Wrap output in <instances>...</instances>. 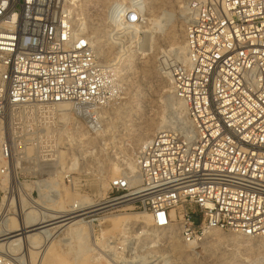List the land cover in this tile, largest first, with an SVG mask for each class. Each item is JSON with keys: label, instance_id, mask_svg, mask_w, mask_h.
<instances>
[{"label": "built area", "instance_id": "1", "mask_svg": "<svg viewBox=\"0 0 264 264\" xmlns=\"http://www.w3.org/2000/svg\"><path fill=\"white\" fill-rule=\"evenodd\" d=\"M140 7L127 26H140ZM189 11L185 59L171 70L187 125L156 134L139 150L137 171L111 180L109 203L122 204L110 208L146 215L159 230L175 226L187 244L206 231L264 240V0H193ZM115 83L65 0H0V121L47 145L18 168L28 185L56 180L75 190L79 124L93 131L94 112L118 98ZM1 152L12 162L10 146ZM0 264L22 263L0 253Z\"/></svg>", "mask_w": 264, "mask_h": 264}, {"label": "rangeland", "instance_id": "2", "mask_svg": "<svg viewBox=\"0 0 264 264\" xmlns=\"http://www.w3.org/2000/svg\"><path fill=\"white\" fill-rule=\"evenodd\" d=\"M118 1L135 2L95 0L79 17L83 23L81 28L88 37L101 39V64L115 75L119 94L114 103L100 111L96 131H91L83 120L79 124L76 151L80 174L75 181V190H64L63 195L60 194L66 211L75 202L81 204V209L87 202L110 205L111 180L124 169L129 170L127 166L136 159L146 139L157 134L155 127L165 121V129H169L174 116L179 118L177 108L169 101V77L179 59V45L183 47L187 8L193 0H146L147 10L139 29L149 34H140L138 40L127 34L114 36V33L120 34L118 31L111 33L108 14ZM151 127L154 131L146 136ZM25 129L20 123L10 126L0 121V226L9 218L17 219L18 207L22 209L28 202H49L52 195L50 191L42 192L43 196L38 198L34 191L10 188L11 169L14 167L20 172L18 168L25 167L28 160L47 147L45 143L35 146L28 140ZM4 145L12 149V162H7L2 155ZM114 169L119 171L117 176L112 175L116 173ZM19 177L24 185L30 184L27 178ZM124 209H96L99 211L84 216L91 227L85 228L87 241L57 236L46 254L34 256V264H41L43 259H46L43 264H264L263 239H239L228 233L215 232L216 236L212 238L187 244L176 228L170 232L161 231V239L153 242L139 234L142 226L151 231V222L147 224L142 219L145 216L139 212ZM123 215L139 217L142 226L133 225L125 233L122 229L112 232L103 226ZM18 235L21 239L24 237L22 233ZM22 247L31 250L23 244ZM17 256L14 258L23 264L20 259L24 254ZM28 258L30 263V255Z\"/></svg>", "mask_w": 264, "mask_h": 264}, {"label": "bare ground", "instance_id": "3", "mask_svg": "<svg viewBox=\"0 0 264 264\" xmlns=\"http://www.w3.org/2000/svg\"><path fill=\"white\" fill-rule=\"evenodd\" d=\"M95 0H65V11L70 15L71 20L73 21V24L75 25V28L77 31H81L84 35H87L84 31V29L81 28V23L80 20V15L84 13L90 5L94 2ZM146 0H135V2H116L114 6L118 10H116L115 13H110L111 8L109 10L108 14V20L109 24L111 27V33L118 31L120 34L114 33V36L118 35H124L127 34L131 36L134 40H138L140 34H147V31H142L139 29V26H127L125 24V21L127 19V16H129V12L132 11V9H136V6L138 4L141 5V10L139 12H142L147 10V2ZM136 3V4H135ZM188 12V17H187V26L190 22L191 15L190 11L187 8ZM143 13V12H142ZM141 13V15H142ZM146 16V15H145ZM151 16V15H150ZM148 18V17H147ZM157 19V18H156ZM155 19V21H156ZM146 20V19H145ZM152 20V19H150ZM147 22V21H146ZM145 22V23H146ZM159 22V19H158ZM148 24V23H147ZM153 24V23H152ZM150 25V24H149ZM158 25V24H157ZM93 27V26H92ZM96 27V26H95ZM144 28V27H143ZM158 28V27H157ZM150 29V28H149ZM155 29V28H154ZM152 29V30H154ZM157 30V29H156ZM94 31V30H93ZM155 32V31H154ZM152 33V32H151ZM89 34V33H88ZM116 34V35H115ZM149 34V33H148ZM113 36V35H112ZM88 37V35H87ZM152 38V37H151ZM91 43L93 44V49L98 57H102V41L99 37L95 38H90ZM145 40V39H144ZM148 41V40H147ZM144 43V42H143ZM147 46V45H146ZM178 55L179 59L178 61H183L185 59V47L183 43V47L179 45L178 48ZM116 72V70H113ZM170 85H171V95L169 96V101H171L175 107L177 108L176 113H178L179 118H176L174 116V119H172V126L169 129H172L175 126V123L181 124V125H187L186 117H185V107L184 105L178 101L173 93L172 90V78H171V72H170V77H169ZM95 114L99 115L100 112L95 111ZM97 121V126L94 124L93 121H91L89 124L91 125V129L93 131L97 130L98 127V119L96 117ZM155 127V126H154ZM166 124L165 121L162 122L159 126L155 127L157 134L162 132V131H167L169 129H165ZM153 127H151L152 129ZM154 130H147L146 131V136H149L151 132ZM64 135L60 137V140H64L65 137ZM154 137V136H153ZM152 139V138H151ZM149 137L146 139L144 146L151 140ZM143 146V147H144ZM143 149V148H141ZM60 162L61 166L63 168L65 167V163L67 160V155L65 152H60ZM12 161V158H11ZM128 171L130 173H135L137 171L136 168V163L135 160L130 163V165L127 166ZM116 173L112 174L117 176L119 171L117 169H114ZM12 177V180H11ZM9 178L11 180V186L10 188L15 189V191H20V190H30L33 191L37 189L39 191V194L43 196L42 192H52L51 196L48 198L47 202L46 200H41L38 203H32L28 202V204L22 205V209L18 207L17 209V219L9 218L5 225L0 226V253H6L11 255L12 257H16L18 254L22 253L24 254V260L21 258L20 260L23 262V264H34V256H37L39 254L44 255L46 254V250H48L49 246L52 244L54 239L57 236H68L70 239L68 240H79V241H87V234H85V228H91L89 226V223L85 222L84 216L90 215L96 211L102 210V209H107L110 208L114 205L117 204H122V203H116V204H103V205H95L91 202H87L86 204H82L83 209H81V204L79 206L80 210L77 212L78 214L74 217H70L72 213H70V210H64V206L62 203V198H60V194H62L63 190L61 186L59 185V181H53L52 188H41V183H36L34 185H23L19 182V173L17 169H11ZM60 192V193H59ZM63 195V194H62ZM32 198V197H31ZM83 201V200H80ZM83 203V202H82ZM74 203L71 205L73 206ZM99 209V210H96ZM27 211V213L25 212ZM63 214V216H62ZM127 215V214H126ZM124 216L118 219H114L112 222H105L103 226L107 227V230H110L112 232L122 229V231L125 233L128 230H131L133 225L137 226L138 224L142 226V222H140V218L136 216ZM134 215V214H133ZM142 215V214H141ZM66 219V217H68ZM145 216L142 218L147 224H150L151 220L148 216ZM148 217V218H146ZM67 220V221H66ZM153 226V225H152ZM106 229V228H105ZM176 229L175 226H172L168 229L165 230H159L153 226V229L146 230L145 226L140 227V233L143 237L146 239H149L151 241H157L160 240V232H170L171 230ZM216 231H206L205 232V238L204 239H209L214 236H216L215 233ZM19 233H22L24 237L21 239ZM19 239H16V238ZM236 238H239L237 236H234ZM241 239V238H239ZM83 243V242H82ZM28 246L31 250H25L23 247L21 248V245ZM54 247V246H53ZM6 248V249H2ZM14 248V250H13ZM12 250V251H10ZM31 251V252H30ZM50 253V251H49ZM51 254V253H50ZM28 255L31 257V262L28 263ZM19 258V256H17ZM46 258V257H45ZM46 259H43V262H45ZM43 262L41 264H43Z\"/></svg>", "mask_w": 264, "mask_h": 264}]
</instances>
